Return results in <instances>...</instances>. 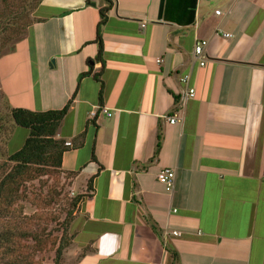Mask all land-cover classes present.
<instances>
[{
	"label": "crops",
	"instance_id": "crops-1",
	"mask_svg": "<svg viewBox=\"0 0 264 264\" xmlns=\"http://www.w3.org/2000/svg\"><path fill=\"white\" fill-rule=\"evenodd\" d=\"M166 3L42 0L14 49L36 79L25 95L3 83L11 109L70 104L57 139L84 136L63 157L83 198L66 264H264V0H198L192 25L166 21Z\"/></svg>",
	"mask_w": 264,
	"mask_h": 264
},
{
	"label": "rangeland",
	"instance_id": "rangeland-1",
	"mask_svg": "<svg viewBox=\"0 0 264 264\" xmlns=\"http://www.w3.org/2000/svg\"><path fill=\"white\" fill-rule=\"evenodd\" d=\"M38 4V0H0V180L13 167L7 163L8 157L21 147L25 133L14 125L2 86L12 78V89L25 95L22 87L27 88L26 81L36 79L35 72L27 78L19 74L25 66L34 69V55L27 62L12 55L19 41L28 37ZM4 58L8 61H1ZM32 83L34 96L38 89ZM20 197V203L7 213L10 215L0 218V264H54L62 229L68 228V238H73L71 228L77 217L68 182L52 173L22 187ZM65 254L62 264H66Z\"/></svg>",
	"mask_w": 264,
	"mask_h": 264
},
{
	"label": "trees",
	"instance_id": "trees-1",
	"mask_svg": "<svg viewBox=\"0 0 264 264\" xmlns=\"http://www.w3.org/2000/svg\"><path fill=\"white\" fill-rule=\"evenodd\" d=\"M41 1L38 0V3ZM197 5L198 0H167L165 19L180 25H192L196 20ZM69 109L70 104L62 111L35 112L22 108L12 109L14 125L25 133L20 140L21 147L8 157L7 163L13 167L5 170L0 180V218L10 215L7 213L20 203V191L27 184L48 177L52 173L59 178L64 177L66 181L73 175L64 174L63 157L72 147H80L84 136L77 138L72 146L65 140L57 139ZM16 140L19 142V138ZM82 199V197L72 199L71 207L74 212L81 205ZM68 233V228L62 229L54 264H62L64 254L73 244V238H68Z\"/></svg>",
	"mask_w": 264,
	"mask_h": 264
},
{
	"label": "built area",
	"instance_id": "built-area-1",
	"mask_svg": "<svg viewBox=\"0 0 264 264\" xmlns=\"http://www.w3.org/2000/svg\"><path fill=\"white\" fill-rule=\"evenodd\" d=\"M218 15H221V12H217ZM222 35L224 36V38L226 39H232L233 36L230 34H226V33H222ZM209 43L207 41H199L196 44L195 50H194V58L195 61L197 63L200 64L201 67H205L207 64V55H206V49L208 47ZM158 63H162V60H158ZM191 81V76L190 75H186L184 77H182L181 82L186 85L189 86ZM196 98V90L188 88L184 93H182L181 96V106L180 108L185 107L186 103L190 100H193ZM104 113H108L106 110H104ZM109 117H112V114H108ZM169 122L171 125H176L178 123H182V120L179 118V114L176 113L173 116H171L169 119ZM70 145V144H68ZM158 181L163 184L167 191L169 193H172L174 191L175 188V182H176V172L174 170L171 169H165L162 170L159 175H158ZM168 237H180L181 233L178 231H175L169 235H167Z\"/></svg>",
	"mask_w": 264,
	"mask_h": 264
}]
</instances>
